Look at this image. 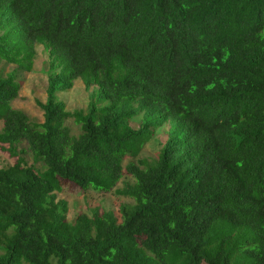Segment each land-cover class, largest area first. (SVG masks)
Here are the masks:
<instances>
[{
  "label": "trees",
  "instance_id": "obj_1",
  "mask_svg": "<svg viewBox=\"0 0 264 264\" xmlns=\"http://www.w3.org/2000/svg\"><path fill=\"white\" fill-rule=\"evenodd\" d=\"M0 147V264H264V0H0ZM61 180L130 201L67 220Z\"/></svg>",
  "mask_w": 264,
  "mask_h": 264
},
{
  "label": "rangeland",
  "instance_id": "obj_2",
  "mask_svg": "<svg viewBox=\"0 0 264 264\" xmlns=\"http://www.w3.org/2000/svg\"><path fill=\"white\" fill-rule=\"evenodd\" d=\"M38 56L34 63L32 72L24 73V80L22 83L19 96L12 101V107L22 110L28 117L35 122H42L43 112L37 105L36 101L42 103L46 100V70L47 60L41 46H37ZM12 67H8L10 71ZM55 99L57 102L64 103L69 110L86 109L88 102L95 103L98 99L97 92L93 88L86 90L82 82L78 79L73 82L70 90L56 91ZM134 126H137V120H134ZM72 132L79 131L78 126L73 122H68ZM169 126L166 124L156 130L154 136L147 142L140 153L141 157H154L160 146L167 138ZM21 147L25 151L24 159L28 164H32L31 155L27 150L26 145ZM15 158L7 151L0 147V166L10 165L15 162ZM44 170V166L37 164ZM60 191L56 193L57 199L65 202V205L59 210L62 217L71 220L78 213L91 214L94 210L111 211L116 217H119V207L121 204L129 202L130 200L117 195L113 189L110 192H98L92 189L82 190L76 185L61 180ZM121 187V183L117 185Z\"/></svg>",
  "mask_w": 264,
  "mask_h": 264
}]
</instances>
